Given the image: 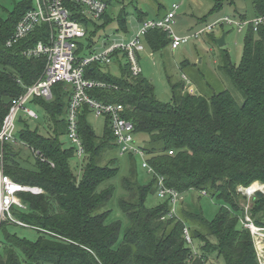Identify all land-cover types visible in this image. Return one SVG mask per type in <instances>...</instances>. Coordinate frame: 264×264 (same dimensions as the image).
I'll return each instance as SVG.
<instances>
[{
	"label": "trees",
	"instance_id": "1",
	"mask_svg": "<svg viewBox=\"0 0 264 264\" xmlns=\"http://www.w3.org/2000/svg\"><path fill=\"white\" fill-rule=\"evenodd\" d=\"M102 1L107 9L98 19L102 25L97 27L96 20L86 19L79 6H70L71 18L86 30L90 24L96 27L83 39L85 42L78 43L79 57L92 53L88 50L92 46L91 38L113 21L117 31L128 32L129 12L123 7L112 19V0ZM236 1L215 0L210 14L223 4L234 5ZM249 1L251 18L264 16V0ZM136 3L134 0V5L133 1L130 4L141 24L146 18ZM32 8V0H24L0 19V123L11 101L40 77L46 64L44 56L25 57L22 53L40 41L47 42V24L36 26L12 46L6 45L17 22ZM157 11L161 14L160 4ZM238 19L248 20V15L239 13ZM143 42L151 52H159L169 46L170 39L165 32L154 29L145 34ZM222 60L220 69L242 95L241 103L226 90L206 97L187 91L183 81L170 80V102H159L151 81L143 74L131 77L120 58L115 60L118 76L99 64L85 69L86 78L116 87L93 89L90 95L105 103L123 105V116L133 124L134 133L146 136L141 147L148 166L156 174L141 184L131 169L122 180L124 196L118 205L127 224L121 241H118L121 224L106 223L109 210L105 205L112 197L113 188L99 189L118 172L114 159L105 165L99 163L107 150L117 148L108 119L105 118L104 133L97 137L87 122L90 110L84 108L79 115L78 132L85 155L77 179L75 169L70 166L73 151L71 147H63L60 140L66 136L69 87L57 83L52 88L51 100L34 99L46 113L47 135L25 126L15 138L31 151L40 152L46 162L32 153L35 162L31 166L23 165L18 160L19 146L6 144L4 172L14 181L38 187L43 193L20 194L25 209L14 207L12 215L23 225L0 223L3 237L0 264H259L253 238L240 223L245 215L241 202L245 197L236 188L255 180L264 182V24L255 32L248 27L239 65L231 62L228 53L223 54ZM157 176L163 178L165 187L182 195L188 190H204L207 195L215 196L220 206L214 218L208 221L202 212L182 209L176 216L166 218L171 209L168 199L154 207L146 206L147 197L156 195ZM251 202L250 217L255 226L264 228L259 219L264 213V197H253ZM10 227L32 229L37 232L38 241L19 237L8 231ZM184 227L199 243L198 251L186 244ZM210 258L215 261L211 262Z\"/></svg>",
	"mask_w": 264,
	"mask_h": 264
},
{
	"label": "built area",
	"instance_id": "2",
	"mask_svg": "<svg viewBox=\"0 0 264 264\" xmlns=\"http://www.w3.org/2000/svg\"><path fill=\"white\" fill-rule=\"evenodd\" d=\"M79 6L80 13L89 20H98L106 11L107 5L102 0H32L33 8L28 10L17 22L11 38L7 41V47L12 46L22 38L31 33L36 26L47 24L49 26V36L47 42H38L34 47L27 49L22 54L25 57L38 58L45 57L46 64L40 77L31 85L25 87L24 91L11 101L6 115L0 123V223L4 221L21 224L15 220L12 215V209L18 207L25 209L21 201L20 194L29 192L32 194H42L43 190L38 187H30L14 181L4 172V147L6 144L19 146L20 142L15 138L16 121L18 113L24 114L29 120H38V114L29 109L28 103L36 98L51 100L52 88L57 83H63L69 87L70 95L68 106L66 108V137L68 138L71 149L78 161H82L85 155V149L78 132V117L84 108L90 110L97 117L107 118L109 128L114 136V142L120 154L137 155L141 158L142 168L147 170L148 174L156 175L148 166L146 154L141 145L137 144L133 124L124 118V107L119 103H105L93 98L90 91L93 89L115 88L103 81L88 79L85 77V69L91 64H99L102 67H108L115 62L117 58L123 60L127 66L131 77H139L142 74L140 65V55L145 52L143 42L145 34L154 29L165 32L169 39L171 50L177 49L181 44L188 40V36L179 37L174 34L172 27L177 17L179 4L172 3L164 16L156 19H147L141 23L136 31L128 39L112 38L107 43L102 44L100 51H93L90 55L79 57L76 55L78 43L86 35L85 28L75 19L71 18L70 6ZM220 22L234 24L238 31L242 28L252 27L255 32L257 28L264 24V16L255 17L251 20H233L228 17L218 19L205 28L193 33L198 37L206 30H211ZM182 80L188 86L190 83L183 75ZM35 157L46 162V159L36 150H32ZM168 154H172L169 151ZM50 166L53 164L49 162ZM249 189V188H247ZM244 188L238 191L246 195L249 200L254 197L245 193ZM200 195L206 196V191H200ZM156 196L160 200L168 199L171 205L170 212L166 218L176 216L175 207L181 202L182 194L174 189L165 187L162 177L157 176ZM249 203L243 206L245 215L241 220V225L248 230L252 237L259 234L261 229L253 223L248 215ZM164 219V218H162ZM183 238L186 244L194 249V240L191 238L188 228H183Z\"/></svg>",
	"mask_w": 264,
	"mask_h": 264
},
{
	"label": "rangeland",
	"instance_id": "3",
	"mask_svg": "<svg viewBox=\"0 0 264 264\" xmlns=\"http://www.w3.org/2000/svg\"><path fill=\"white\" fill-rule=\"evenodd\" d=\"M22 1L24 0H0V19H4L7 13L11 12L14 6ZM132 1L134 5V0H112V19L117 17L123 7L127 13L129 12L126 20L128 29L127 35H130L131 33L133 34L136 31V27H134V25L137 23V18L136 15H134L133 5L130 4ZM136 1V6L145 12L149 17L155 14V10L159 4L161 13L170 8L172 3L179 4V10L177 11V17L174 21L172 30L174 34L179 37H189L184 44H181L175 50H171L169 46H166L159 52H151L145 46V52L140 55V65L142 67L143 76L151 81L154 87V95L159 102H170L171 90L168 81L170 80L173 83L182 82L183 75L190 83V85L186 86V90L190 93L195 91L196 93L198 92L199 94L207 97L213 92L226 90L238 103L243 101V97L240 92L233 87L229 78L224 74L220 67L223 62L222 59L224 53L229 54L230 60L233 64H240L243 51V39L248 28L245 27L242 28L241 31H238L234 24L229 25L220 22L221 24H218L211 30H206L198 37H194L192 34L224 17L238 20L239 13H246L248 15V20H251L252 12L249 0H237L234 5L223 4L221 9L214 11L211 14L210 10L214 6L215 0ZM94 22L96 27L102 25L100 20H96ZM116 27L117 25L113 21V23L99 29L96 32V35L91 38L92 46L88 49L89 52L100 51L103 43H107L112 38L114 39L116 36H119L118 31H116ZM95 28L90 24L87 30L85 29V37L88 38L89 35L95 31ZM223 34L225 35V45L223 47H218L215 41ZM80 41L85 42L83 39ZM87 52L88 51H86V53ZM108 68H110L112 75H119V70L115 62L108 66ZM26 107L35 111L38 114L39 119L29 120L24 116V114L18 113L15 134L19 133L23 128H25V126H27L29 130L37 129L40 134L47 135V117L43 108L33 101L28 103ZM87 122L93 128L95 135L97 137H101L104 133L106 119L104 117H97L90 112L87 115ZM60 140L63 147H71V144L65 135H63ZM134 141L142 146L143 142L146 141V138L143 135L136 134ZM18 150V160L21 164L31 166L35 162L32 151L28 146L19 144ZM103 156L104 157L99 159L100 165H105L110 159H114L116 164L115 166L118 167L117 174L109 180L103 182L99 189H104L108 186H112L113 188L112 197L105 205V208L109 210L106 223L117 221L121 224V231L118 239V241H121L123 230L127 224L126 218L118 205L119 199L124 196V190L121 186L122 180L129 176L131 169L133 170V173L135 172L137 174V179L141 184H145L147 181H150L154 175L148 174L147 170L142 168L141 158L137 155L129 157V155L120 154L117 148H112L107 150ZM145 159L147 161V157ZM82 163L83 161H78L75 156H73L70 160V166L75 169L73 172L75 173L77 179H79V176L81 175V169L83 168ZM255 182L264 185L263 181L255 180L248 186L242 184L237 186V193L245 197V199L241 201L242 207L247 203L251 206V200L253 197H250L248 200L246 195L238 190L240 188L247 189ZM160 201L162 200L158 199L154 194L149 195L145 203L148 207H154ZM219 206L220 201L215 196H202L198 191L188 190L182 195V200L175 207V211L176 214H178L181 209L190 213L202 212L203 217L210 221L216 215ZM248 215L250 216L249 213ZM259 219L264 222V213L259 216ZM8 231L15 232L19 237H23L26 240L38 241L37 232L30 228L10 227ZM252 238L255 246L257 247L256 255L258 257V261L260 264H264V229L261 228L259 234H255ZM2 239V232H0V240ZM198 247L199 243L194 240V250L198 251ZM210 261L212 262L215 260L210 258Z\"/></svg>",
	"mask_w": 264,
	"mask_h": 264
},
{
	"label": "crops",
	"instance_id": "4",
	"mask_svg": "<svg viewBox=\"0 0 264 264\" xmlns=\"http://www.w3.org/2000/svg\"><path fill=\"white\" fill-rule=\"evenodd\" d=\"M213 8V7H212ZM211 8V9H212ZM142 13H144L145 14V18H146V20L147 19H156V18H160V17H162V16H164V13L169 9H167V10H165L163 13H161V14H159L158 13V11H157V8H156V10H155V14H153V16H151V17H149V16H147V14L145 13V12H143L140 8H138ZM135 15V14H134ZM202 19V18H201ZM140 25V23L137 21V23L134 25V27H136L135 29H137V27ZM116 31H117V27H116ZM128 34V32L127 33H123V32H120V31H118V35H119V38H125V39H128L129 37H131L133 34L131 33L130 35H127ZM102 49V48H101ZM117 69V68H116ZM109 71H110V68H109ZM118 71V70H117ZM111 72V71H110ZM142 74H143V72H142ZM190 85V84H189ZM144 136V135H143ZM145 138H146V136H145ZM144 143V142H143ZM263 222V221H262ZM264 223V222H263ZM260 229H261V227H260ZM262 229H264V228H262ZM254 242V241H253ZM254 245H255V243H254ZM255 249H256V252H257V247L255 246ZM258 258V257H257ZM259 262V261H258ZM260 264V263H259Z\"/></svg>",
	"mask_w": 264,
	"mask_h": 264
},
{
	"label": "water",
	"instance_id": "5",
	"mask_svg": "<svg viewBox=\"0 0 264 264\" xmlns=\"http://www.w3.org/2000/svg\"><path fill=\"white\" fill-rule=\"evenodd\" d=\"M224 38H225V35L223 34L219 39L215 41L218 47H223L225 45ZM263 196H264V193L262 191H255L254 193V197L258 199Z\"/></svg>",
	"mask_w": 264,
	"mask_h": 264
},
{
	"label": "bare ground",
	"instance_id": "6",
	"mask_svg": "<svg viewBox=\"0 0 264 264\" xmlns=\"http://www.w3.org/2000/svg\"><path fill=\"white\" fill-rule=\"evenodd\" d=\"M254 191H262V192L264 193V186L261 185V184H259V183H253V184L249 187V189L244 190L245 193H249V194H251V193L254 192ZM258 250H260V249H258Z\"/></svg>",
	"mask_w": 264,
	"mask_h": 264
}]
</instances>
